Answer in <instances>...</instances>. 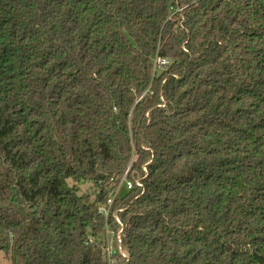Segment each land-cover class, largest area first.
<instances>
[{"label": "trees", "instance_id": "16d2710c", "mask_svg": "<svg viewBox=\"0 0 264 264\" xmlns=\"http://www.w3.org/2000/svg\"><path fill=\"white\" fill-rule=\"evenodd\" d=\"M128 170L115 264H264V0H0V254L109 264Z\"/></svg>", "mask_w": 264, "mask_h": 264}, {"label": "built area", "instance_id": "2783aa9c", "mask_svg": "<svg viewBox=\"0 0 264 264\" xmlns=\"http://www.w3.org/2000/svg\"><path fill=\"white\" fill-rule=\"evenodd\" d=\"M169 66H170V61L168 59H162L159 56H157L154 59V70L155 71L165 70ZM145 172H146V170H145ZM128 173H129V170L125 173V175L120 180L117 181V183H115L112 180V182H114V184H113L114 189H112V191L109 193V197H108L106 203H102L99 205V213L101 215H103L105 218V226H106L107 232L110 229L109 220L111 217L115 219V221L117 222L118 225H120L121 228L123 227V225L121 224V222L117 216L119 211L113 212V206H114L116 199L119 198L120 195L122 193H124L125 191H131L135 187H138V188L143 187L139 181L133 182L132 180H130L128 178ZM121 233H122V230L120 231V233H118L116 235V237L113 236V239H114V242H116V244L119 246L120 254L123 256V258L128 259V257L123 253V251L121 249V245H122ZM90 242L92 243L93 241L90 240ZM114 249H115V247H114ZM114 249L113 248L109 249V247H106V253H107V260H109V262L112 260L115 264L116 260L113 258Z\"/></svg>", "mask_w": 264, "mask_h": 264}, {"label": "rangeland", "instance_id": "374dc122", "mask_svg": "<svg viewBox=\"0 0 264 264\" xmlns=\"http://www.w3.org/2000/svg\"><path fill=\"white\" fill-rule=\"evenodd\" d=\"M93 186L94 185L92 183H86V184L82 185L80 187V194L93 196V194L95 192V189ZM113 236L114 235H113V232L111 231V229H109V231L107 232V230L105 228V234H103L101 238H105L103 241H105V243L107 244V247H109V249L110 248L114 249V247H115V242H114ZM100 241H102V240H100ZM108 263L114 264V262L112 260L110 262L108 260ZM0 264H11L9 257L7 255H5L4 253L0 254Z\"/></svg>", "mask_w": 264, "mask_h": 264}]
</instances>
